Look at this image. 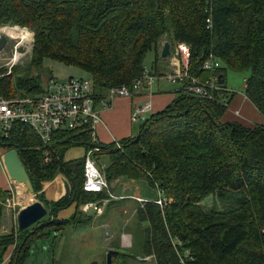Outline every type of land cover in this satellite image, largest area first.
<instances>
[{"label": "trees", "instance_id": "16d2710c", "mask_svg": "<svg viewBox=\"0 0 264 264\" xmlns=\"http://www.w3.org/2000/svg\"><path fill=\"white\" fill-rule=\"evenodd\" d=\"M0 26L28 29L34 37L26 70L17 77L0 70L5 99L41 95L44 76L53 79L45 59L80 70L94 90L105 91L130 85L145 70L164 73V43L170 56L178 44L187 45L188 74L200 81L221 76L222 91L206 100L179 87L171 106L147 119L120 148L98 146L95 161L108 183L144 180L168 201L163 209L146 202L139 214L148 223L142 232L144 257L152 256L156 264H264V122L246 128L224 121L235 94L227 90L228 71L249 73L244 96L264 121V0H0ZM3 30L28 41L21 30ZM209 55L220 62L213 73L202 69ZM90 125L55 134L46 148L30 127L15 123L0 142L7 151L17 150L36 199L53 210L67 201H46L41 184L65 173L67 149L79 143L95 147L88 140ZM57 146H63L60 152ZM70 175L73 199L92 200L82 190V167ZM8 197L0 190V263L15 246L10 264H21L40 230H63L68 222L48 218L41 228L36 223L33 233L14 226L4 233ZM209 197L223 201V209L204 208Z\"/></svg>", "mask_w": 264, "mask_h": 264}, {"label": "crops", "instance_id": "0c3cea01", "mask_svg": "<svg viewBox=\"0 0 264 264\" xmlns=\"http://www.w3.org/2000/svg\"><path fill=\"white\" fill-rule=\"evenodd\" d=\"M169 68L170 58L163 59L161 71L165 72ZM48 82H43V93H45ZM164 82L166 83L164 80H158L151 88L142 89L132 98H116L106 109L102 108L100 100L104 98L107 90H94L97 98L93 103V110L98 114L99 122L91 124L88 128L90 131L88 140L90 138L91 144L93 146H114L116 142L120 144L135 137L140 129L139 127L136 130L135 124L140 121L132 122V116L139 106L145 102L150 103V111L142 115V121H145L146 117L157 115L166 110L175 100L177 90H179L178 85L171 87L172 85ZM238 110L240 111L239 116L235 114V111ZM224 121L237 122L246 128H252L264 122L262 116L247 101L245 96L238 94H234L224 116ZM62 148L63 146H57L55 149L60 152ZM89 148L91 147L79 143L67 149L62 158L64 167L81 162L80 166L83 169V162L88 155ZM4 152L0 149V190L8 192L10 196L18 199L20 203V207L16 209L18 212L19 209L30 203L24 202L28 198L38 199H36L35 194V196H31L25 193L23 189L20 191L21 186L9 178L2 163ZM95 153H93V157L97 160L98 155L94 156ZM70 174L73 172L63 173L60 171L54 179L41 184L39 194H42L46 201L51 203L67 201V204L64 203L60 208L53 210L52 207L42 203L47 212L52 210L53 217L47 213L39 221L37 228H41L48 218H51V222L56 219L66 221L68 224L63 230L56 228L40 230L39 234L42 236L28 244L21 264L31 261L32 253L36 255L37 250H55L54 254L57 255V261L61 264H105L106 254L110 250L116 252L112 257V264H156L152 256L144 257L142 249L139 248V242L142 248V232L148 227V223H144L139 214L141 210H144V203L156 202L159 197L158 189L150 186L144 180L119 178L111 183L107 181L109 186L107 192L105 191L101 195L92 194L91 196L93 199L90 201L105 202L102 214H97L91 209L83 210L86 201L78 203L77 200L73 199L74 188ZM65 181L70 186L68 198H65ZM22 194L27 196L20 197ZM70 197L71 199L68 201ZM15 213L9 212V210L6 212L4 228L7 227V230L3 229L4 233L8 232L11 226H14L16 231L18 230ZM33 227L29 228L30 233L36 230ZM14 250L15 246L9 247L0 264H10ZM35 255L33 261L37 262ZM40 263H43V258Z\"/></svg>", "mask_w": 264, "mask_h": 264}, {"label": "built area", "instance_id": "2783aa9c", "mask_svg": "<svg viewBox=\"0 0 264 264\" xmlns=\"http://www.w3.org/2000/svg\"><path fill=\"white\" fill-rule=\"evenodd\" d=\"M206 23L210 25V18ZM17 47H15L16 50ZM16 55L18 54L16 53ZM169 58L170 68L168 71L154 75L149 70H145L130 85L108 89L104 98L100 100L102 108L110 107L116 98H132L142 89L151 88L158 80L178 85L181 89H187L190 94L206 100H213L215 93L222 91L219 76L212 75L208 80L200 81L188 74L190 50L187 45L178 44ZM219 68L220 62L213 55H209L202 65L204 71L211 73ZM96 98L93 82L88 77H69L65 81L51 79L46 85L45 93L36 99H5L0 96V142L8 139L13 124L20 123L30 127L42 145L47 148L52 143L55 134L81 129L88 122L91 124L99 122V116L93 110ZM150 109L149 102L139 106L132 116V122H141L142 115L149 112ZM235 114L240 115L239 111H235ZM114 146L120 148V144L117 142L114 143ZM97 151H99L98 146L90 149L83 162L82 190L88 195L102 194L107 192L109 187L93 157V153ZM49 161L50 154L45 150L43 162L48 163ZM158 192L159 197L155 203L160 209H163L168 201L159 190ZM5 206L9 212H16V217V209L20 207L18 199L14 196L6 198ZM103 206H105L104 201L100 203L87 201L83 205V210L91 209L97 214H102Z\"/></svg>", "mask_w": 264, "mask_h": 264}, {"label": "rangeland", "instance_id": "374dc122", "mask_svg": "<svg viewBox=\"0 0 264 264\" xmlns=\"http://www.w3.org/2000/svg\"><path fill=\"white\" fill-rule=\"evenodd\" d=\"M12 28L16 29V30H21L24 33L25 38H27V40H29L28 43L22 42L21 39H19L17 37V34H16L17 31H15V30L14 31L3 30V29L12 30ZM33 38H34L33 33L30 32L28 29H22V28H19L17 26H3V27L0 26V70H3L4 72H6V74L13 72V74L16 77H17V74H21L20 73L21 70H26L27 66H29L30 54H31V49H32V45H33ZM16 46H18L17 50L15 49ZM16 53L18 55L15 56ZM14 56H15V58H14ZM152 60H153V54L150 53L148 55V58H147L146 69H150V65L152 63ZM43 67L48 72L50 71L52 73L53 78L57 81H65L69 77H85L83 72H81L80 70L73 68V67L66 66L62 63L51 61L50 59H45L43 61ZM18 71H20V72H18ZM34 74H36L35 71H33L32 75H34ZM248 76H249L248 72L245 73V72L228 71L226 73L227 90L232 91L235 94H238L239 96H244V85H245L244 81L247 79ZM49 79L50 78L44 76L42 83L49 81ZM167 84H169V83H167ZM170 85H172L171 87L176 86L174 84H170ZM176 97H177V95H176ZM151 117H152L151 115L149 117H146L145 121L147 119L149 120ZM145 121L143 120L142 122L136 123L135 124L136 130L139 127H141ZM0 149L2 151L7 152V149L4 148L3 143H0ZM100 153H102V152H100ZM98 159L96 160L97 162H98ZM20 188L22 189L23 187L21 186ZM23 196H25V195H23V194L20 195V197H23ZM33 200H34L33 197H31V198H28L24 202L27 204L29 202L30 203L33 202ZM77 202L79 203V201H77ZM222 203H224V202L223 201H215L212 197H209L203 201L202 205L206 209H210L211 207H215V208L220 210V209H223V207H224V205ZM139 248H140V250L142 249L140 246V242H139ZM134 250H136V249H134ZM54 253H55V250H37L36 255L32 253L31 261H29L27 263L24 262V264H61L57 261V255H55ZM34 255L37 257V262L33 261ZM42 258H43V263H40Z\"/></svg>", "mask_w": 264, "mask_h": 264}, {"label": "water", "instance_id": "95a60500", "mask_svg": "<svg viewBox=\"0 0 264 264\" xmlns=\"http://www.w3.org/2000/svg\"><path fill=\"white\" fill-rule=\"evenodd\" d=\"M160 56L162 59L167 60L170 57V47L168 43H164L161 49ZM224 80L219 76V84H223ZM2 163L7 172L9 178L14 181L19 186H22L23 191L25 193L30 194L31 196H35L32 184L27 175V172L18 156L17 150H8L2 156ZM81 165V162H76L67 165L63 168L64 172H75L77 167ZM65 198H68L70 195V186L69 183L65 181ZM47 213L51 216L53 214L52 210L47 212V209L42 205V203L38 200H34L30 204L22 207L16 214V224L19 231H24L36 223H38L41 219H43ZM53 217V216H52ZM115 251H108L106 254L105 264H112V257L115 255Z\"/></svg>", "mask_w": 264, "mask_h": 264}, {"label": "bare ground", "instance_id": "6f19581e", "mask_svg": "<svg viewBox=\"0 0 264 264\" xmlns=\"http://www.w3.org/2000/svg\"><path fill=\"white\" fill-rule=\"evenodd\" d=\"M20 191H22V189L20 190ZM22 193V192H21ZM26 197V196H25Z\"/></svg>", "mask_w": 264, "mask_h": 264}]
</instances>
